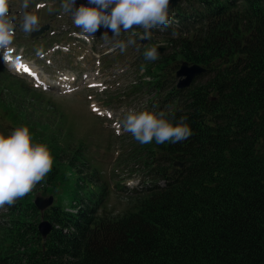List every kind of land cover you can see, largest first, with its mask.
Wrapping results in <instances>:
<instances>
[{
    "label": "trees",
    "instance_id": "obj_1",
    "mask_svg": "<svg viewBox=\"0 0 264 264\" xmlns=\"http://www.w3.org/2000/svg\"><path fill=\"white\" fill-rule=\"evenodd\" d=\"M169 17L168 27L152 30L164 49L138 85L153 90L150 111L187 117L191 136L140 147L149 158L139 185L117 186L131 208L113 215L103 210L108 188L86 147L63 157L51 149L74 174L69 207L42 212L52 224L42 238L32 197L56 178L54 165L0 214V264H264V0H180ZM182 61L205 70L179 89ZM8 105L18 114L27 107ZM17 120L35 132L34 143L52 144L34 114Z\"/></svg>",
    "mask_w": 264,
    "mask_h": 264
},
{
    "label": "rangeland",
    "instance_id": "obj_2",
    "mask_svg": "<svg viewBox=\"0 0 264 264\" xmlns=\"http://www.w3.org/2000/svg\"><path fill=\"white\" fill-rule=\"evenodd\" d=\"M22 2L9 0L10 14L16 17L17 27L11 51L7 54L18 56L31 66L34 64L32 67L41 78L52 80L53 83L60 74L68 77L58 79L59 86L51 85L50 90H44L26 79L38 87L33 88L24 78L11 74L0 62V130L7 135L14 129L12 121L18 127L22 126L23 123L17 117L34 114L38 124L45 126V137L52 141L48 147L50 151L54 149L53 153L58 152L63 157L76 146L86 147L87 156L97 160L92 168L100 173L108 188L103 210L112 215L122 213L131 208V203L117 186L124 185L126 189L136 187L143 177L142 172L147 167L149 156L131 133L122 130L117 133L114 123L128 109L144 110L154 103L153 90L138 85V81L147 83L148 76L142 75L144 69L149 68L154 72L155 67L151 65V60L139 67V63L146 61L145 57H139V53L154 45L162 48V33L152 32V39L143 43L136 41L137 35L133 37L135 44L129 45L121 53L119 49L113 50L111 43L101 39L105 33L109 37L114 34L104 26L92 38L86 39L81 35L80 29L72 22L71 14L62 11V0H30L27 11L39 17V25L48 22L57 30L55 33L45 31L42 36L33 38L19 27L24 12ZM52 2L56 4L51 7V11L49 8L36 11L40 3L46 6ZM88 3L89 0H76V7ZM54 11L62 16H54ZM141 29L132 31L140 34ZM129 36L131 32L122 31L118 39L126 42ZM53 44H58L59 48L50 49L49 46ZM55 49V53H52ZM61 50L65 53L60 54ZM2 53L0 51V56H3ZM83 74H87L86 77ZM24 86L30 88L26 94H23ZM17 102L27 106L21 114L8 105L12 103L16 107ZM21 108L19 104L18 109ZM30 134L33 139L35 132L30 130ZM35 142L40 143L41 140ZM144 147L149 148L150 145L144 144ZM54 165L58 175L42 195H51L54 204L69 207L74 190V174L64 163L56 164L53 161L52 167ZM39 192L42 193V190L34 195ZM5 211L7 205L0 214Z\"/></svg>",
    "mask_w": 264,
    "mask_h": 264
},
{
    "label": "clouds",
    "instance_id": "obj_3",
    "mask_svg": "<svg viewBox=\"0 0 264 264\" xmlns=\"http://www.w3.org/2000/svg\"><path fill=\"white\" fill-rule=\"evenodd\" d=\"M170 0H89L87 5L76 7V0H62L61 9L70 13L74 26L86 39L92 38L101 26L110 29L102 40L112 44L113 50L126 51L129 45L135 44L133 37L139 35L141 40H151L153 29H164L171 24L169 17ZM30 0H23L24 10L19 27L26 34L39 28V17L27 9ZM110 9V10H109ZM16 17L10 14L9 0H0V51H11ZM142 28L137 34L132 31ZM123 32H131L126 40L118 39ZM158 46H151L144 51L146 60L159 58ZM187 117L173 122L163 111L157 113L155 108L135 110L128 109L116 119L114 127L117 133H131L141 145L153 140L157 144L165 142L179 143L191 136L192 130L186 123ZM53 156L45 143L33 142L28 126H19L5 135L0 133V208L11 207L16 200L23 198L33 190L52 171Z\"/></svg>",
    "mask_w": 264,
    "mask_h": 264
},
{
    "label": "water",
    "instance_id": "obj_4",
    "mask_svg": "<svg viewBox=\"0 0 264 264\" xmlns=\"http://www.w3.org/2000/svg\"><path fill=\"white\" fill-rule=\"evenodd\" d=\"M178 1L179 0H170L169 9L175 6ZM46 28H47L46 25L39 27L37 30L31 33V36L39 35ZM157 50L158 52H160L162 51V48L158 47ZM204 70L205 69L198 64H188L187 62L182 61L180 64H178V67L174 72V77L176 79V84H175L176 87L179 89L187 87L191 83L193 78L196 75L203 73ZM173 164L177 165L178 167L181 166V163L178 161H175ZM52 201H53V197L51 195L48 196L35 195L32 200L34 207L39 212H42L47 207H49L52 204ZM37 230L40 236L44 238L51 230V223L46 219H42L37 224Z\"/></svg>",
    "mask_w": 264,
    "mask_h": 264
},
{
    "label": "bare ground",
    "instance_id": "obj_5",
    "mask_svg": "<svg viewBox=\"0 0 264 264\" xmlns=\"http://www.w3.org/2000/svg\"><path fill=\"white\" fill-rule=\"evenodd\" d=\"M5 56H6V54H5ZM8 62V64L12 67V68H15V69H17V70H24V67H18V65H24V66H26L27 68H29L30 69V71L29 72H27V73H29V74H33V75H35V76H37V73H36V69L33 67H31L29 64H27V63H25V62H23V61H18V59L17 58H15V57H11V59L10 60H8L7 61ZM25 71V70H24ZM39 78V77H38ZM62 79V78H61ZM60 79V80H61ZM88 81V80H87ZM93 81V80H92ZM91 81V82H92ZM98 82V81H97ZM95 83V82H94Z\"/></svg>",
    "mask_w": 264,
    "mask_h": 264
},
{
    "label": "snow or ice",
    "instance_id": "obj_6",
    "mask_svg": "<svg viewBox=\"0 0 264 264\" xmlns=\"http://www.w3.org/2000/svg\"><path fill=\"white\" fill-rule=\"evenodd\" d=\"M11 59V56H8V55H6V56H4V60H5V62H7L8 60H10ZM18 67H24V70L26 71V72H29L30 71V69L29 68H27L26 66H24V65H18ZM93 87H95V85H92ZM94 107V110H97V109H95V106H93Z\"/></svg>",
    "mask_w": 264,
    "mask_h": 264
},
{
    "label": "flooded vegetation",
    "instance_id": "obj_7",
    "mask_svg": "<svg viewBox=\"0 0 264 264\" xmlns=\"http://www.w3.org/2000/svg\"><path fill=\"white\" fill-rule=\"evenodd\" d=\"M10 9V8H9ZM10 11H11V9H10Z\"/></svg>",
    "mask_w": 264,
    "mask_h": 264
}]
</instances>
